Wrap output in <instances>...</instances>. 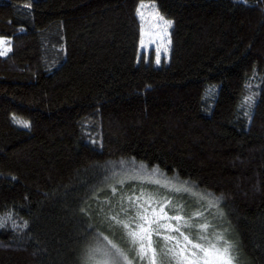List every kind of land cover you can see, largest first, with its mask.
I'll list each match as a JSON object with an SVG mask.
<instances>
[{"label": "trees", "instance_id": "trees-1", "mask_svg": "<svg viewBox=\"0 0 264 264\" xmlns=\"http://www.w3.org/2000/svg\"><path fill=\"white\" fill-rule=\"evenodd\" d=\"M143 1L172 22L159 67L138 60ZM0 39V264H92L101 244L151 264L118 222L145 190L264 264V0H0Z\"/></svg>", "mask_w": 264, "mask_h": 264}, {"label": "snow or ice", "instance_id": "snow-or-ice-1", "mask_svg": "<svg viewBox=\"0 0 264 264\" xmlns=\"http://www.w3.org/2000/svg\"><path fill=\"white\" fill-rule=\"evenodd\" d=\"M143 7L142 5L141 8ZM138 12H140V9H138ZM160 22L171 27L172 22L165 21L163 17H160ZM157 62H159V54L157 55ZM143 167L144 166L141 165V168ZM157 171L158 170H153V175ZM133 179H135V177H133ZM147 182L159 184L160 187L167 188L170 192L190 191L186 186L187 182L179 186L173 185L170 181L161 183L159 180L149 179ZM121 183H123V181H121ZM113 191L115 192L116 189L113 188ZM149 191L150 190L142 191L140 195L136 196L134 199L132 197L129 198L137 208L135 216H132L127 209H122V211L128 214L130 222L118 221L124 228L129 230V235L133 244L139 243L138 255L140 260H148L149 253H151V264H157V245L159 241L153 240V235H156L164 239L167 253H170L172 258L176 260V264H235V257L232 256L230 251L231 245H229L227 241H225L223 245L220 244V241L224 240L221 234H217L214 240L211 238L209 229L213 226L207 220L198 226L193 223L194 219L203 216V212L197 211L193 217H186L183 214V207L181 206L175 214H170L166 209L172 203L171 198H167L165 202L161 203L159 200L155 199V193L149 194ZM205 198V194H199L200 200H204ZM213 203L214 202L209 201V206H212ZM153 204L159 205L158 213L157 208L152 207ZM173 207L175 206L173 205ZM149 213H151V215H149ZM113 218L115 219V217ZM161 220H165L167 223H160ZM172 221H175V223H171ZM132 224H135V228L131 226ZM145 225H147V227H145ZM152 225H156V227H152ZM0 227H4L3 222H0ZM194 227L199 228V234L184 231L186 228ZM161 228L165 229L167 233L175 232L179 235L173 236L171 234L162 233L160 231ZM180 237L183 238V243H181ZM145 240L147 243L144 242ZM170 241H175V244H169ZM95 253L102 254L104 257L103 264H120L121 259H123L126 264H132V261L120 252L118 248L114 253L104 249H94L93 254ZM89 259H92V255L89 256Z\"/></svg>", "mask_w": 264, "mask_h": 264}, {"label": "rangeland", "instance_id": "rangeland-1", "mask_svg": "<svg viewBox=\"0 0 264 264\" xmlns=\"http://www.w3.org/2000/svg\"><path fill=\"white\" fill-rule=\"evenodd\" d=\"M142 5L144 6L143 8H141ZM138 9H140V12H138ZM136 16L140 24L138 60L143 59L146 62L150 61L155 67L168 63L171 48L170 34L172 23L171 27L162 24L160 22V17H162L161 14L158 12L155 4L150 1H143L138 4ZM163 19L165 21H169L165 18ZM9 47L10 45L0 39V53L7 52L10 49ZM158 54L159 62H157ZM158 210L159 208H157V213ZM149 215H151V213H149ZM186 229H184V231ZM192 229L200 231L198 227H194ZM99 249L108 250L107 246L104 244L99 245ZM158 253L160 255L168 254L163 243H161L160 247H158ZM92 259V264H103L104 262V257L101 253H95V255L92 256ZM120 264H124L122 260H120Z\"/></svg>", "mask_w": 264, "mask_h": 264}]
</instances>
